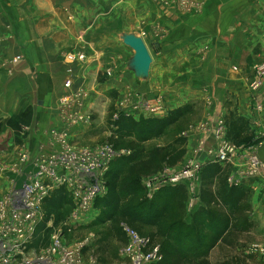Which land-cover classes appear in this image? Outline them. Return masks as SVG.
Returning a JSON list of instances; mask_svg holds the SVG:
<instances>
[{"label":"crops","instance_id":"1","mask_svg":"<svg viewBox=\"0 0 264 264\" xmlns=\"http://www.w3.org/2000/svg\"><path fill=\"white\" fill-rule=\"evenodd\" d=\"M128 7L133 13L139 10L140 20L151 18L155 22L152 27L167 28L168 33L162 40L154 38L147 42V37H142L145 46L149 44L154 49L153 54L150 51L154 68L149 83L147 79L136 78L128 69L132 76L124 79L122 55L113 52L112 44H116L117 37L121 41V34L116 32L117 12L121 16L124 10L125 14L120 18V32L135 33L128 29ZM100 43L104 45L101 47ZM83 47L89 61L75 67L74 83H79L81 87L78 88L88 93L90 106L105 92H120L122 88L126 90L125 97L129 98L131 107L135 100L147 101L157 94L164 102V111L180 108L183 102L179 104L178 100L185 95L193 100L202 97L198 95L201 93L205 94V100L209 97L211 100L208 112L212 114L206 120L209 125L225 112L223 106L232 102L230 112L248 122L253 136L264 134V82L255 92L248 88L251 66L264 61V0H207L194 15L171 7H155V4L149 10L148 5L144 7L138 0H0V119L3 121L0 123L7 125L21 108L32 107L29 130L26 134L18 133L29 136V142L22 140L21 149L27 152L31 149L30 155L47 151V131L62 126L56 106L68 95L62 89L67 71L62 57L65 52ZM128 50L132 58L133 52ZM188 59L198 61L199 75H194L191 68L190 74L176 76L175 71L182 67L179 65L176 69V65ZM165 61L167 66L163 68L160 64ZM109 68L114 74L113 80L97 83V76ZM165 71L173 72L168 77L178 86L162 93L155 90L154 82L162 77L164 80ZM194 76H201L200 82H195ZM166 87L169 85L160 84L163 91ZM39 94L41 97L36 104ZM256 105L262 106L261 111ZM1 126L0 135L8 137V141L5 145L6 141L1 142L0 138V195L14 182L16 169L13 168H17L18 154L14 139H21L8 125ZM188 137L191 155L202 136L196 130ZM32 139L38 142L33 149L30 147ZM214 145H217L215 141L206 140L204 152L196 153L195 159L210 164L206 151ZM255 149L264 163V140ZM246 165L245 161L243 166ZM238 175L232 172L230 176L239 181L238 186L249 190L253 223L264 224V170L253 177ZM198 204L199 201L197 207Z\"/></svg>","mask_w":264,"mask_h":264},{"label":"rangeland","instance_id":"2","mask_svg":"<svg viewBox=\"0 0 264 264\" xmlns=\"http://www.w3.org/2000/svg\"><path fill=\"white\" fill-rule=\"evenodd\" d=\"M157 6H165V8H172L175 10H180L186 15H194L196 14V10L202 9V7L205 5L207 0H138L139 3L143 4L144 7H147L148 9L152 10V8ZM132 10V8H131ZM130 7L126 8V13L128 17V29L130 31H133L135 35L140 36L141 38L144 37L147 39V42L150 40L152 41L154 38H159L158 40H162L164 36H166L167 28L162 26H153L155 22L152 21L151 18L140 20L139 15V10L136 11V13L130 12ZM122 15L119 16V12H117V33L119 34H127L120 32V18L124 17V10L120 12ZM131 17V18H130ZM153 23H152V22ZM151 22L150 24H148ZM139 26H142V28H139ZM143 30V31H142ZM139 32V33H138ZM131 33V32H130ZM156 35V36H155ZM155 40V39H154ZM101 47L104 44H99ZM107 45V44H106ZM113 52H116V54L122 55V71H123V78L125 76H129L132 74L128 71V62L130 60V51L122 44V42L118 39L116 44H112ZM148 49L150 48L149 51L154 53V49L147 45ZM107 47V46H105ZM183 47V46H182ZM181 47V48H182ZM180 48V49H181ZM182 51V50H180ZM74 53H80L83 56V62L77 63L74 65H70L69 59L67 57L70 54ZM63 61L66 64V70H71L72 74L74 75V78L77 76V73L75 71V67L79 66L80 64H84L85 62L89 61V56L86 54V48H82L80 50H74L71 52H65L63 55ZM188 58V56H187ZM91 61V60H90ZM262 62H257L251 66V78L248 83V88L249 90L255 92V89L253 90L252 84L255 81L257 75H256V68L259 63ZM159 65V64H158ZM163 68L167 66V62L165 61L163 64H160ZM182 65V67L176 72V76H180L181 74H190L191 68H193V73L194 75H199V68L196 66L198 65V61L195 59H188V61H180L179 64L176 65V69L179 68ZM157 66V65H156ZM155 66V68H157ZM152 68H154V64L152 63L151 65V71L149 72L147 76V83L151 82L152 76ZM128 69V70H127ZM67 71L65 72L64 79L62 81V89L66 90L64 88L65 81L67 79ZM173 74V72H166L163 77L160 78V80H156L154 82V88L156 91L161 90L162 93L165 91H169L173 89L174 87L178 86L177 84H172L173 78L168 77V74ZM181 73V74H180ZM114 74L112 72V69H106L102 74H99L96 78L97 83H103L106 80H113ZM179 79V78H178ZM190 80V77H189ZM195 82H200L201 76H194L193 79ZM145 81V82H146ZM180 81V80H179ZM74 83V82H73ZM190 83V82H189ZM127 84V83H126ZM160 84L166 86L169 85V87H166V89L163 91V89H160ZM148 85V84H147ZM153 85V84H152ZM80 85L78 84H73L72 92L75 94L77 93V97L72 96L65 101L61 99L60 101L57 102V111H58V120L61 123V128L57 130H63L67 132L68 134V140L70 145L73 148H92L97 145H104L108 144L114 148L115 151H117L120 155L115 157L109 164V167L107 171L111 168L113 162H115L116 159L123 158L126 156H130V150H127L126 144L131 142V141H139L137 138H139L138 134L135 133H127V128L125 130H118V127L115 126V123L117 118L120 116H126L130 117L133 121H142V120H150L152 118H163L167 114L169 110L164 111V102L163 100L157 96L150 98L147 101L137 99L135 100L133 104V107H131V103L129 101V98L126 96L125 97V89L122 88L120 89V92L111 90L109 93L105 92L102 94V96L92 105L87 104L89 101L88 93L82 88H78ZM81 87V86H80ZM261 87V86H260ZM127 88V87H126ZM179 88V87H177ZM67 92V90H66ZM120 93V94H119ZM133 94V92H131ZM39 96L37 95V101L36 104L38 103V100L40 99ZM155 95V94H154ZM193 95V94H192ZM196 95V94H195ZM194 95V96H195ZM198 95H203L202 97L197 96L193 100H189L186 98V95L181 97L178 102L181 104V106L185 105H190L192 106L191 112H188L183 119L180 120V123L178 125H175L173 127H169L165 130L164 134H162L160 137L157 139H150V141H145L140 144L141 148L143 149V153H147L152 147H164L167 144H171L174 140L181 138V136L187 137V144L185 146L187 154L184 156L183 159H181L178 164L174 167H166L162 172L165 171L166 169H175L177 171H181L184 166L190 164L193 162L196 156V150L199 151V148L205 147V142L206 140L210 141H215L217 143V139L215 137V134L212 133L214 126H212V131L210 129L208 130L207 133L204 131V127L209 124L208 121H206L211 115L212 112H208L210 106V97L205 100V94L199 93ZM189 96V95H188ZM177 98V97H175ZM178 99V98H177ZM189 100V101H187ZM133 101V98H131V102ZM186 101V102H185ZM228 101V100H227ZM230 102V101H228ZM232 102L227 103L223 106L224 113L220 115L217 119H215V122H212L211 125H214L217 123L219 120L223 121L225 125V132L224 136L225 138L228 139L226 136V118L230 113V110L233 108L231 105ZM82 105V111L81 115L84 114L86 116H90V121L89 123H83V124H75L74 126H69L68 122H66V119L63 116V113L66 109L72 106L74 109L75 107H79ZM90 106V107H89ZM257 108L261 109L262 106L256 105ZM148 109H155L154 111H147ZM87 109V110H86ZM68 111H71V108L68 109ZM261 111V110H260ZM234 113V112H233ZM235 116H237L236 113H234ZM31 115H32V107H23L20 110V113L11 119L12 126L9 127L6 124L0 123V128L2 125L9 127L11 130L14 131L18 137L21 139H14V145L17 148V156H16V161H17V168L15 172V178L14 182L10 184L9 188L5 189L3 193L0 195V200L1 198H4L5 195H7L13 187H18L25 179L26 177L34 171V161L36 159H41L42 157L49 155L51 151L56 150V145H54L53 142L47 143L48 148L47 151H41V152H34L33 154L30 155L29 152H31L29 149V152L24 151V148L21 149V146L24 145V142H22L23 139L28 140V135L24 137L23 134H18L21 132H26L29 130V126L31 124ZM258 120H260L258 118ZM6 121V120H5ZM262 121V120H260ZM0 122H3L2 119H0ZM66 122V123H64ZM261 124V123H260ZM263 124V123H262ZM54 129V128H53ZM52 129H49L46 134L48 138H50L49 132ZM56 130V129H55ZM199 131L201 134L202 138L199 140L200 142L196 145V147L193 149L192 154L190 155V152H188V147H189V135L192 134L194 131ZM253 134V133H252ZM1 137V142H5V145L7 144L8 137L5 135H0ZM128 136V137H127ZM142 139V138H140ZM34 140V139H32ZM202 140V141H201ZM229 140V139H228ZM264 140V134H261L259 136L253 137V140L250 144H241L239 146H235L231 140H229L234 147L236 148V153L233 157L230 158V161H227L226 164L222 165L223 167H226L228 169L229 177L232 172L235 173L236 175H241L243 172H246L248 169L247 166H243L244 162L246 161V155L247 154H252L257 155V150L255 147H257L258 143ZM37 141V140H36ZM36 141H32L30 144V147L33 149ZM114 141L115 143L118 144L117 146H114ZM215 146V145H214ZM36 147V146H35ZM45 147V146H44ZM214 148V147H212ZM255 149V150H254ZM26 154V160L23 162L19 160L20 155ZM259 158V157H258ZM34 159V161H33ZM244 159V160H243ZM260 159V158H259ZM244 161V162H243ZM12 165L9 164L8 168H11ZM19 169V170H17ZM6 171V170H5ZM105 172V174L107 173ZM160 171V172H161ZM5 173V172H4ZM7 173V172H6ZM9 174V173H8ZM105 174L102 177L103 183H104V191L100 196L97 198L102 199L103 197L106 196L107 194V187L105 184ZM200 176V175H199ZM232 177V176H231ZM144 179V178H143ZM142 179V180H143ZM141 180V181H142ZM199 182V179H198ZM200 183V182H199ZM142 184V183H141ZM144 187V186H143ZM63 188L67 194L66 198V203L65 205L63 204V207L59 210V213L61 214L59 218H57L54 214L47 215L46 206L47 204L44 202L47 198L50 197L51 193L54 192L53 189L50 191L49 195L47 198L43 201L41 204L40 210V220L38 224L36 225L35 229V236L31 240V242L27 245L28 248L26 249L25 253L27 254L28 258H38L40 256L46 255L48 251L50 250L52 240L56 237H61L63 242L67 244L68 246H71L73 248L78 249V253L82 259V264H131L128 259L125 258L123 255V249L124 247L129 243V234L125 230V226L120 223L119 225L111 222V221H106L102 220L103 218L102 213L100 208L95 207V201L93 206L90 208L89 211L87 212H82L78 213L75 215V210L76 206L73 202V198H71L70 194L67 192L66 188L63 186H60L57 189ZM199 190V187H198ZM147 198V197H146ZM199 201V198L197 202ZM192 202L194 203V198H191L190 200L188 199L186 205H188ZM195 205L193 204V207ZM196 208V207H195ZM187 212V209H186ZM193 211L188 212L191 214ZM101 219V220H99ZM261 223V222H260ZM259 222H254L256 228L248 235H246L243 240L239 241V244L236 248L233 249V251L229 254H221L219 250H214L213 252H210L208 256V261L210 264H225L226 262L230 261V258L234 255H240L242 253L241 249L244 248V253L243 256H246V264H264V254H261L262 252L260 251H253L251 249L252 246H261L264 247V224H260ZM118 227L119 229L121 228L122 232L124 233L123 237H119L118 234ZM121 232V233H122ZM143 232L145 234L153 232L152 229H149L147 227L143 228ZM141 239H147L145 235H137ZM148 250V249H147Z\"/></svg>","mask_w":264,"mask_h":264},{"label":"trees","instance_id":"3","mask_svg":"<svg viewBox=\"0 0 264 264\" xmlns=\"http://www.w3.org/2000/svg\"><path fill=\"white\" fill-rule=\"evenodd\" d=\"M192 108L180 106L169 110L163 118L150 120L133 121L123 115L117 118L114 123L118 130L127 128V133L136 132L139 141L126 144L130 156L113 162L105 174L107 194L102 199L96 198L94 204L100 208L104 222L122 223L137 235L148 237L150 248L157 247L160 256L154 264H210L208 256L215 247L221 254H229L256 228L251 219L249 190L228 182V169L219 163L202 166L197 195L199 204L191 214L186 212L189 198L185 183L167 186L150 199L146 198L141 180L166 167L176 166L187 154V137L181 136L164 147H152L147 153H143L140 144L157 139L167 128L178 125ZM226 124V136L235 146L252 142L254 136L242 117L230 112ZM7 125L12 126L11 120ZM114 146L118 147L115 141ZM66 198L63 188L54 190L44 201L47 215L54 214L59 218V210L65 205ZM145 227L153 232L145 234ZM118 231L119 237H123L121 228L118 227ZM243 249L245 247L240 255L232 256L225 264H246Z\"/></svg>","mask_w":264,"mask_h":264},{"label":"built area","instance_id":"4","mask_svg":"<svg viewBox=\"0 0 264 264\" xmlns=\"http://www.w3.org/2000/svg\"><path fill=\"white\" fill-rule=\"evenodd\" d=\"M70 65L83 62L84 58L80 53L70 54ZM256 68V79L252 84L253 90L262 86L264 82V62L259 63ZM67 79L64 84L68 95L66 99L75 96L70 92L72 90L74 75L71 70L67 71ZM77 97V95L75 96ZM71 108L69 112L68 109ZM63 113L69 126L75 124L89 123L90 116L81 115L82 105L74 109L69 107ZM148 109L147 111H154ZM260 111L261 109L258 108ZM64 122V123H66ZM217 139V145L208 149V163H219L224 165L236 153L234 145L224 136L225 125L223 121H218L214 125L204 127V132L212 131ZM49 142L56 145V150L51 151L49 155L36 159L34 161V171L17 187L0 200V264H82V259L77 248L65 244L61 237L52 240L50 250L46 255L38 258H28L25 253L28 244L35 236L36 225L40 220V207L47 198L50 191L63 186L73 198L76 206L75 215L87 212L93 206L94 201L104 191L103 176L107 171L110 162L120 154L108 144L97 145L90 148H73L68 134L63 130L52 129ZM204 146L199 148L197 153L204 152ZM246 172L239 177L256 176L257 173L264 170V163L255 155H246ZM26 160V154L20 155L19 160ZM20 160V161H21ZM200 160L194 159L192 163L186 165L177 171L175 169H166L142 180L146 191V197L150 199L154 193L167 186H177L185 183L187 186L188 198H194V207L192 202L186 205L187 213L194 210L197 205V195L199 187V175L203 168ZM228 182L238 185L239 181L235 177H229ZM54 191V190H53ZM129 234V243L123 249V255L131 264H154L160 260L157 247L150 248L147 239H141L133 231L125 228ZM148 249V250H147ZM253 251H260L264 254V247L252 246Z\"/></svg>","mask_w":264,"mask_h":264},{"label":"water","instance_id":"5","mask_svg":"<svg viewBox=\"0 0 264 264\" xmlns=\"http://www.w3.org/2000/svg\"><path fill=\"white\" fill-rule=\"evenodd\" d=\"M120 39L123 45L133 52V56L128 62V69L136 78L146 80L153 62L143 39L135 34H122Z\"/></svg>","mask_w":264,"mask_h":264},{"label":"bare ground","instance_id":"6","mask_svg":"<svg viewBox=\"0 0 264 264\" xmlns=\"http://www.w3.org/2000/svg\"><path fill=\"white\" fill-rule=\"evenodd\" d=\"M68 138V137H67ZM68 140V139H67Z\"/></svg>","mask_w":264,"mask_h":264}]
</instances>
